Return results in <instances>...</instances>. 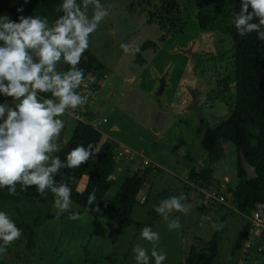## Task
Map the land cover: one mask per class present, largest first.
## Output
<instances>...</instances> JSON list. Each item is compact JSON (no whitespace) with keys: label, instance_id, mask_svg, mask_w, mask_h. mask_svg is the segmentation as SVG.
<instances>
[{"label":"rangeland","instance_id":"rangeland-1","mask_svg":"<svg viewBox=\"0 0 264 264\" xmlns=\"http://www.w3.org/2000/svg\"><path fill=\"white\" fill-rule=\"evenodd\" d=\"M146 1L102 0L110 12L91 35L86 50L105 74L104 84L93 97L91 115L109 119L101 130L104 139L116 141L118 176L150 171L138 196L142 204L134 213L136 223L124 228L95 218L75 201L72 210L80 212L78 220L68 219L67 213L57 217L51 203L42 205L30 197L0 204L22 230L21 238L0 257V264H134L133 244L148 246L137 240L141 228L137 222L147 223L151 206L161 198L180 193L186 194L191 205L187 214H174L180 229L169 230L159 215L152 224L160 233L159 247L167 252L165 264H186L192 249L209 250L215 237L219 251L213 264H264V249L244 251L259 203L249 213L238 209L241 178L236 145L223 141L224 155L218 163H212L201 145L209 128L234 115L235 88L229 84L235 78L234 42L223 31L200 28L198 8L189 0L180 1L179 23L167 27L154 15L155 4L161 0L149 6ZM147 41L157 46L136 54L119 47L121 42L141 47ZM162 80L165 87L160 94ZM63 119L61 147L72 139L78 122L69 112ZM121 147L124 150L119 152ZM209 167L214 170L212 182L192 175ZM116 191L115 184L109 194ZM38 218L43 222L36 225ZM220 224L217 230L214 225ZM261 229L257 241L264 242Z\"/></svg>","mask_w":264,"mask_h":264},{"label":"clouds","instance_id":"clouds-1","mask_svg":"<svg viewBox=\"0 0 264 264\" xmlns=\"http://www.w3.org/2000/svg\"><path fill=\"white\" fill-rule=\"evenodd\" d=\"M23 4L16 7V19L0 13V190L8 195L34 187L46 197L52 194L56 216L67 213L68 219L78 220L73 211L71 193L76 177L65 176L62 169H78L100 145L77 144L61 159L56 153L64 143L66 113L82 108L94 96L92 89L82 94L85 71L80 67L86 60L91 35L100 28L110 9L102 0H59L54 20L42 15H24ZM231 24L241 37L255 33L264 41V0H239V10L231 13ZM124 53L140 52L139 45L119 44ZM64 66H67L66 70ZM59 175L60 180L56 177ZM111 179V177H109ZM95 190L88 193L84 213L97 210ZM184 193L161 198L151 207L169 230L180 229L175 213L187 214L191 205ZM218 230L222 227L214 225ZM22 236L17 221L0 208V257ZM138 241L131 248L134 264H165L167 252L159 247L160 233L150 224L139 230Z\"/></svg>","mask_w":264,"mask_h":264},{"label":"trees","instance_id":"trees-1","mask_svg":"<svg viewBox=\"0 0 264 264\" xmlns=\"http://www.w3.org/2000/svg\"><path fill=\"white\" fill-rule=\"evenodd\" d=\"M181 0H161L156 3L157 10L154 15L165 27L174 23H179L176 17L181 15ZM24 0H0V13L9 14L16 19V7L23 4ZM198 8L197 18L200 28L215 29L223 31L231 36L235 50V78L229 84L235 88L233 108L234 115L219 125L209 128L202 139V147L209 152L212 163H218L224 155L223 141H229L236 145L239 153L238 176L241 182L236 191L237 206L241 213H249L256 208L258 203L264 204V41H258L256 34L249 33L246 36H239L231 24V13L239 10V0H189ZM153 0H147L145 6H149ZM59 0H28L24 4V15L48 16L50 21L60 15L56 11ZM176 26H172L174 28ZM165 35L161 40H165ZM157 43L147 41L141 45L140 50L154 48ZM86 60H82L80 67L85 71L86 76L93 71L101 72V65L96 57L85 51ZM90 116L93 117V115ZM100 145L99 151L94 158L90 157L78 169H62L65 176L76 177L71 185L72 200L79 203L84 210L88 193L95 190L97 210L91 208L87 213L95 218H106L115 222L120 227H130L135 224L134 213L142 203L138 196L144 189L145 177L150 175L146 171L139 175L118 176L116 141L104 139L101 129L93 125L78 120L72 139L56 153L61 159L66 152L77 144ZM240 150H242L248 161L256 166L258 176L248 179L243 167ZM192 175L203 178L207 182H212L214 177L213 168L198 172L192 171ZM87 178L83 190L79 186L84 178ZM111 177V179L109 178ZM117 178V179H116ZM57 180L61 177L57 175ZM117 191L109 194L114 185ZM150 192L147 194L149 197ZM34 198L42 205H49L52 201V194L41 197L35 192L34 187H29L27 191H20L17 185V195H8L6 189L0 190V204L8 202H19L23 198ZM156 204V203H155ZM150 220L137 222L139 227L145 224H153L158 217L154 210L150 213ZM51 215L46 216L50 218ZM36 225L43 222V219H36ZM29 245L33 244V232L27 234ZM209 250L192 249L187 258L186 264H213L218 254V240L215 237L210 243Z\"/></svg>","mask_w":264,"mask_h":264},{"label":"built area","instance_id":"built-area-1","mask_svg":"<svg viewBox=\"0 0 264 264\" xmlns=\"http://www.w3.org/2000/svg\"><path fill=\"white\" fill-rule=\"evenodd\" d=\"M105 74L102 72H93L85 76L84 85H82L81 91L82 94H85L87 89H92L94 93H97L100 87L104 84ZM94 96H90L88 103L82 108H77L69 113L77 120L84 121L93 125L97 129H101V125L104 122H108V118L100 120L96 117H91V105ZM219 200H224V196H220ZM264 227V204L259 203L257 210L253 213L252 224L249 231V237L246 241L245 252L252 251L255 248L257 251H262L264 249V242L257 241V235L259 234L261 228ZM263 244V245H262Z\"/></svg>","mask_w":264,"mask_h":264},{"label":"water","instance_id":"water-1","mask_svg":"<svg viewBox=\"0 0 264 264\" xmlns=\"http://www.w3.org/2000/svg\"><path fill=\"white\" fill-rule=\"evenodd\" d=\"M164 87H165V81L162 80L161 81V87L159 89V93L161 94L164 90ZM124 150L123 147H121L119 149V152H122ZM240 157H241V161H242V164H243V167L247 173V177L248 179H252V178H255L258 176V172H257V169H256V166L253 165L252 163H250L245 155V153L240 150ZM149 190V189H147Z\"/></svg>","mask_w":264,"mask_h":264},{"label":"crops","instance_id":"crops-1","mask_svg":"<svg viewBox=\"0 0 264 264\" xmlns=\"http://www.w3.org/2000/svg\"><path fill=\"white\" fill-rule=\"evenodd\" d=\"M93 102V101H92ZM92 106V105H91ZM92 111V110H91ZM95 114V113H94ZM93 117H96L97 118V114H95ZM108 121H109V119H108ZM113 127V126H112ZM103 132V131H102ZM118 140V139H117ZM137 161H139V159L137 160Z\"/></svg>","mask_w":264,"mask_h":264}]
</instances>
